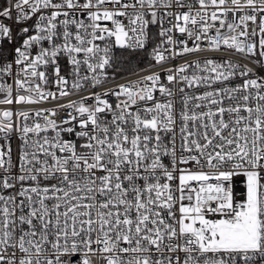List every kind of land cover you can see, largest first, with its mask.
<instances>
[{"label": "snow or ice", "instance_id": "6c2138e0", "mask_svg": "<svg viewBox=\"0 0 264 264\" xmlns=\"http://www.w3.org/2000/svg\"><path fill=\"white\" fill-rule=\"evenodd\" d=\"M0 264H264V0H0Z\"/></svg>", "mask_w": 264, "mask_h": 264}]
</instances>
